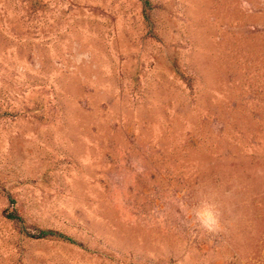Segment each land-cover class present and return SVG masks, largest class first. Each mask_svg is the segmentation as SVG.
Instances as JSON below:
<instances>
[{
  "label": "rangeland",
  "instance_id": "rangeland-1",
  "mask_svg": "<svg viewBox=\"0 0 264 264\" xmlns=\"http://www.w3.org/2000/svg\"><path fill=\"white\" fill-rule=\"evenodd\" d=\"M0 264H264V0H0Z\"/></svg>",
  "mask_w": 264,
  "mask_h": 264
},
{
  "label": "clouds",
  "instance_id": "clouds-1",
  "mask_svg": "<svg viewBox=\"0 0 264 264\" xmlns=\"http://www.w3.org/2000/svg\"><path fill=\"white\" fill-rule=\"evenodd\" d=\"M194 214L197 222L203 229L215 231L219 228L218 214L211 204H202Z\"/></svg>",
  "mask_w": 264,
  "mask_h": 264
}]
</instances>
